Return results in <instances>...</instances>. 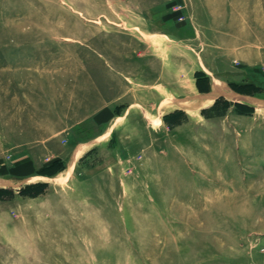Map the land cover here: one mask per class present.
<instances>
[{
  "label": "rangeland",
  "instance_id": "obj_1",
  "mask_svg": "<svg viewBox=\"0 0 264 264\" xmlns=\"http://www.w3.org/2000/svg\"><path fill=\"white\" fill-rule=\"evenodd\" d=\"M0 264H264V0H0Z\"/></svg>",
  "mask_w": 264,
  "mask_h": 264
},
{
  "label": "bare ground",
  "instance_id": "obj_2",
  "mask_svg": "<svg viewBox=\"0 0 264 264\" xmlns=\"http://www.w3.org/2000/svg\"><path fill=\"white\" fill-rule=\"evenodd\" d=\"M209 101V100H208ZM212 101V100H211ZM178 104V103H177ZM191 109V108H190ZM81 153V148H77L73 154L72 160L68 166V171H71L72 167H73V163L75 161V159L77 158V156Z\"/></svg>",
  "mask_w": 264,
  "mask_h": 264
}]
</instances>
